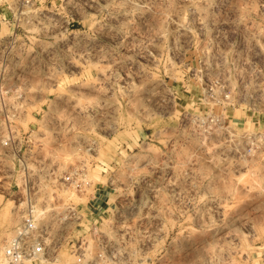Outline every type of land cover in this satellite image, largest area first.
Returning a JSON list of instances; mask_svg holds the SVG:
<instances>
[{
    "label": "rangeland",
    "instance_id": "1",
    "mask_svg": "<svg viewBox=\"0 0 264 264\" xmlns=\"http://www.w3.org/2000/svg\"><path fill=\"white\" fill-rule=\"evenodd\" d=\"M30 211L43 264H264V0H0V264Z\"/></svg>",
    "mask_w": 264,
    "mask_h": 264
},
{
    "label": "built area",
    "instance_id": "2",
    "mask_svg": "<svg viewBox=\"0 0 264 264\" xmlns=\"http://www.w3.org/2000/svg\"><path fill=\"white\" fill-rule=\"evenodd\" d=\"M66 181L72 182L73 179L68 177ZM75 183L77 185L79 182L76 181ZM87 213L82 209L69 207L65 210V214L60 216L59 222H77V227H80L84 214L88 216ZM91 214L93 215L92 212ZM45 219L46 214L44 211H30L26 214L3 250L8 264H24L25 262L43 264L54 258V247L49 239L48 225ZM72 249H74V253H78V256L81 255L79 253L81 251L80 246L73 245ZM99 258H102V256L100 255ZM80 259L78 260L80 261ZM112 260H114L113 264H120V260L117 259L116 255L112 256Z\"/></svg>",
    "mask_w": 264,
    "mask_h": 264
},
{
    "label": "crops",
    "instance_id": "3",
    "mask_svg": "<svg viewBox=\"0 0 264 264\" xmlns=\"http://www.w3.org/2000/svg\"><path fill=\"white\" fill-rule=\"evenodd\" d=\"M102 203V202H101ZM105 205H107L108 203H104Z\"/></svg>",
    "mask_w": 264,
    "mask_h": 264
}]
</instances>
